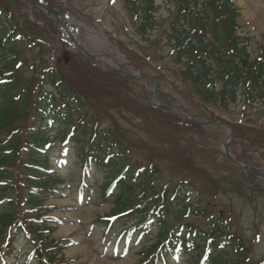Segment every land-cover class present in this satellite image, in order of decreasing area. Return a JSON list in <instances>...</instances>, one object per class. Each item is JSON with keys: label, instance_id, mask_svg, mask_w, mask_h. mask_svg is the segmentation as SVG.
Masks as SVG:
<instances>
[{"label": "trees", "instance_id": "obj_1", "mask_svg": "<svg viewBox=\"0 0 264 264\" xmlns=\"http://www.w3.org/2000/svg\"><path fill=\"white\" fill-rule=\"evenodd\" d=\"M122 2L141 38L156 29L155 0ZM164 4L172 11L164 46L172 66L180 68L178 83L205 108L222 111L239 106L240 120L229 125L235 139L248 141L249 123L242 121L264 116V45L256 44L254 51L249 48L252 38L236 34L232 0ZM32 48L38 51L41 45L21 31L0 0V261L12 258L20 237L29 246L23 256L35 264H57L55 256L66 248V240L48 241L55 231L54 220L48 217L54 209L45 206L67 192L66 179L50 157L51 149L64 143L71 144L74 168L81 173L79 193L83 187L90 189L86 179L91 171L101 175L97 198L112 204L101 219L104 230L115 224L120 228L118 237L143 238L155 228L153 244L140 253L137 264H172L177 253L186 264H255L225 223L204 213L199 201L189 203L183 197L185 183L175 188L160 185L155 164L131 161L122 139L94 117V109L58 68L41 58L29 71L21 67L23 51ZM90 67L108 87L112 84L105 79L111 77L124 85V81L129 86L136 83L118 72ZM29 74L35 79L30 85L25 81ZM158 104L163 108L155 107L156 111L190 133L209 128L189 120L180 108L178 114L172 111L174 101L158 98ZM193 119L214 121L201 115ZM222 157L224 167L233 170ZM237 158L250 164L245 155ZM189 217L199 218L204 227L189 223Z\"/></svg>", "mask_w": 264, "mask_h": 264}, {"label": "rangeland", "instance_id": "obj_2", "mask_svg": "<svg viewBox=\"0 0 264 264\" xmlns=\"http://www.w3.org/2000/svg\"><path fill=\"white\" fill-rule=\"evenodd\" d=\"M2 1L21 31L41 45L38 51L24 50L20 66L29 71L30 65L41 58L58 68L80 98L94 109V117L122 139L131 161L138 165L155 164L160 185L175 188L180 182L185 183L183 197L189 203L199 201L204 213L225 223L224 228L240 239L248 251L247 258L255 264H264V116H251L242 121L249 123L245 129L248 141L235 139L234 134L228 140L232 131L229 123L240 120L241 108L222 111L205 108L178 83L180 68L172 66L164 46V35L172 17L169 6L164 4L167 0H155L157 26L143 39L122 0ZM233 1L239 12L237 24L241 33L264 43V0ZM45 5L54 13H47ZM252 49L255 51L254 45ZM90 65L104 72L116 70L128 74L136 86H129L123 80L124 85L122 80L112 77L105 79L111 87L103 85ZM25 81L30 85L35 79L29 74ZM150 93H154L152 100L148 99ZM158 98L176 102L170 108L177 114L180 106L192 116L212 118L216 126L190 133L154 109ZM233 142L236 145L232 146ZM228 144L232 160H237L240 154L249 159L251 176L243 164H229L233 170L224 167L222 156ZM70 147L71 144L63 147L59 144L51 153L52 160L65 161L60 166L67 188L64 197L45 202V206L54 209L48 217L59 221L48 241H68L61 254L55 256V262L60 264L62 258L63 264L64 261L67 264H137L140 253L153 241L133 242L131 237L130 244H126L124 239L116 240V232L101 231V219L111 205L96 201V186L101 179L94 171L87 180L93 185L87 193L90 200L79 202L78 173L72 169L74 159ZM187 221L204 227L199 218L189 217ZM155 235V228L151 229L149 239ZM17 249L18 257L25 252L22 239ZM172 261V264H186L184 257ZM24 262L21 257L17 264Z\"/></svg>", "mask_w": 264, "mask_h": 264}, {"label": "water", "instance_id": "obj_3", "mask_svg": "<svg viewBox=\"0 0 264 264\" xmlns=\"http://www.w3.org/2000/svg\"><path fill=\"white\" fill-rule=\"evenodd\" d=\"M47 10H48L49 12H51V9L47 8ZM226 157H228V153H227V151H226ZM244 167H245V169L247 170L248 174L251 176V173H250V171H249L248 166H247L246 164H244Z\"/></svg>", "mask_w": 264, "mask_h": 264}]
</instances>
